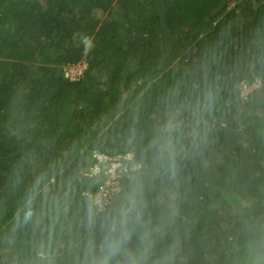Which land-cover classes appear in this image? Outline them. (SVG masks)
Returning <instances> with one entry per match:
<instances>
[{
  "label": "trees",
  "instance_id": "1",
  "mask_svg": "<svg viewBox=\"0 0 264 264\" xmlns=\"http://www.w3.org/2000/svg\"><path fill=\"white\" fill-rule=\"evenodd\" d=\"M0 264H264V0H0Z\"/></svg>",
  "mask_w": 264,
  "mask_h": 264
},
{
  "label": "built area",
  "instance_id": "2",
  "mask_svg": "<svg viewBox=\"0 0 264 264\" xmlns=\"http://www.w3.org/2000/svg\"><path fill=\"white\" fill-rule=\"evenodd\" d=\"M70 69V68H69ZM67 70L69 72L70 70ZM80 74H77L76 77L70 79V75L66 73V77L73 81H76ZM254 87L259 88L260 87V81L257 80L252 86H249L247 84H242V93L241 97L246 99L247 96L255 90ZM94 158L97 160V163L89 169V176H97L100 174H103L104 178L105 176L108 178L109 182L104 183L102 185L101 190L97 197L94 200V203L96 206H98L100 211H103L106 206L111 202V200L114 197V194H117L120 190H117L118 187H120V178L119 176V171L122 173L124 169V163L123 161H132L133 157L131 155H127L125 157H115V158H110L107 155H103L100 153H95ZM102 165H108L107 170H101Z\"/></svg>",
  "mask_w": 264,
  "mask_h": 264
},
{
  "label": "rangeland",
  "instance_id": "3",
  "mask_svg": "<svg viewBox=\"0 0 264 264\" xmlns=\"http://www.w3.org/2000/svg\"><path fill=\"white\" fill-rule=\"evenodd\" d=\"M68 69L70 70L69 72H67ZM85 69H86V64L82 63V64H79L77 66H71V67L65 68V73H67L68 75H70V79H71V78L76 77L77 74H80V73L82 74ZM254 89L256 90L257 87H254ZM138 168H139V166H135L133 169L135 170V169H138ZM103 169L104 170H107L108 169V165H102L101 166V170H103ZM123 172H126V170H123L122 173ZM122 173H120V171H119V174L118 175L119 176H122ZM88 174H89V169H88ZM86 176H87V174H86ZM104 179H103L104 182H103L102 185H104L105 182H106V184H107V182H109V180H108V178L106 176H105ZM117 190H120V187H118Z\"/></svg>",
  "mask_w": 264,
  "mask_h": 264
}]
</instances>
